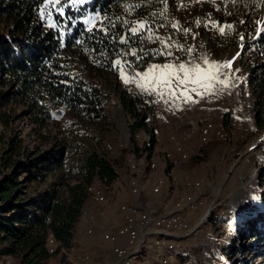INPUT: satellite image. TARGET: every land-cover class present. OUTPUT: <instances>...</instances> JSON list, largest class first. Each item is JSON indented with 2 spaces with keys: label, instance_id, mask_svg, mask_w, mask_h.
<instances>
[{
  "label": "rangeland",
  "instance_id": "1",
  "mask_svg": "<svg viewBox=\"0 0 264 264\" xmlns=\"http://www.w3.org/2000/svg\"><path fill=\"white\" fill-rule=\"evenodd\" d=\"M185 2H188L189 7L199 2H209L215 8H223L226 16L221 24H216L219 32L221 28H227L230 32L234 27L236 15L239 16L238 22L242 23L245 17L242 11L247 12V27L252 29L246 33L248 37L255 36L264 28V9L259 11V8H256L264 0ZM69 8L82 11L83 4L74 3V6ZM173 12L176 17L179 16L178 9ZM209 28L212 29L213 26ZM202 32L195 33L189 29L190 41L183 51L181 61L163 60L148 63L142 69L133 68L128 75L125 74L130 80L129 83H125L121 78L120 71L110 75V80L105 85L98 81L104 91L102 106L105 118L102 121L81 120L72 112L61 108L52 110L44 126L39 127L31 122L25 107L14 103L4 106V110L11 114L12 119L6 125L0 123V155L9 137L19 138L22 147L36 152L47 149L50 141L60 138L66 148V162L78 161L80 156L77 153L90 149L106 159L116 172L112 187L105 192L108 198L106 202L94 204L86 191L89 200L85 197L83 201V213L74 224L71 245L52 257L50 264H109L108 257H105L107 248L102 249L104 255L98 256L97 253L90 252L88 244L97 245V242L93 241L97 233L95 229H101L102 239L106 241V232L113 225L116 231L122 224L118 207L122 203L132 204L133 199L139 200L144 207L149 208L148 212L153 216H161L173 209L176 203L195 198L203 201L202 208L187 214L191 232L172 238L178 248L171 254L175 257L169 264H264V179L260 180V172L264 169V128L257 126L253 118L254 84L264 77V71H255L253 67L264 56L256 55L254 49L241 52L245 38L243 35L238 37V44L225 42L227 46L222 47L216 44L217 39L213 36L215 32ZM229 39L228 36L226 40ZM205 59L208 64H205ZM228 62H231L230 67L213 70L219 80H227L226 87L216 81L203 82L211 83L210 88L191 84L180 86L181 90L185 87H195L200 93L198 95L195 91L188 92L191 97L188 102L191 104L187 106H183L185 97L180 91L172 97L166 89L157 88V91L153 92L151 84L148 85L147 91L137 87V83H146L137 73L143 74L153 65L162 67L172 64L178 67L184 63L189 68L200 65L202 69L208 70L209 64L222 65ZM84 70L79 73L89 78L85 73L87 69ZM178 74L183 78V73ZM176 86L173 81V88ZM161 91L165 93L163 96L158 94ZM120 92L143 95L146 104L142 111L146 115L144 122L148 131L136 130L130 136L128 124L132 119L120 104L116 95ZM199 132H202L201 136ZM150 133L155 139L154 147L150 154L144 155L143 151L135 150V147H143L142 139ZM166 153H169V159L163 158L162 155ZM127 159H135L138 167L131 169ZM164 160L176 162L168 165V170L166 169L171 182L167 181L163 172ZM151 162L155 164L153 169L149 166ZM59 174V170L47 172L44 183L34 187L38 190L44 189L48 183L56 180ZM160 177L162 182L157 187L156 183ZM128 181L136 182L139 197L135 198L129 194L126 185ZM98 183L96 181L93 185L101 188ZM186 183H189V186H186ZM154 185L157 187L156 193ZM107 202L114 203L117 211L113 208L114 211L110 210L113 214H107L105 209L102 212V207ZM89 211L92 213L89 214ZM89 218H92V221ZM82 220L89 222L90 227L87 230L90 229L91 234H87V230L84 232L85 223L83 224ZM96 224L98 228H95ZM250 229H259L262 237L249 240L244 232ZM114 232H108V241L112 245L111 253L115 244L109 238ZM160 237L153 239L152 236H147L141 251L134 255L128 264H160L159 256L163 252V246L160 241H156ZM51 240L52 237L49 236V241ZM116 245L125 250L122 242ZM84 248L87 251H83ZM56 249L57 246L50 243V253ZM239 251H242L241 254ZM59 254H63L61 262ZM83 254H88L90 260L79 261ZM112 257L111 264H117L119 257H115L113 253ZM122 258H126L125 253ZM0 264H16V260L10 256L0 257Z\"/></svg>",
  "mask_w": 264,
  "mask_h": 264
},
{
  "label": "trees",
  "instance_id": "2",
  "mask_svg": "<svg viewBox=\"0 0 264 264\" xmlns=\"http://www.w3.org/2000/svg\"><path fill=\"white\" fill-rule=\"evenodd\" d=\"M45 3L46 0H0L2 125L12 119L4 110L8 103L25 107L31 122L39 127L44 126L52 110L61 108L81 120L102 121L104 91L98 81L105 85L121 67L128 75L133 68L142 69L151 62L181 61L190 41L189 29L195 33L212 30L216 44L222 47L227 46L225 42L238 44V37L243 35L241 52L254 49L256 55L264 56V28L248 37L246 33L252 29L247 27V12L242 11V23L236 15L233 29L219 32L216 24L222 23L225 10L209 2L189 7L185 0H88L82 3V11L69 8L74 6L72 0H61L55 8L50 3L45 7ZM60 7L64 8L63 15L57 11ZM256 8L264 9V2ZM174 9H178L179 16L174 15ZM138 22L144 28L133 35L130 29ZM121 39L125 42L121 43ZM253 68L264 71V58ZM84 69L89 78L80 74ZM254 87L253 118L257 126L264 128V77ZM116 95L132 119L128 124L130 136L136 130L148 131L142 111L146 104L143 95ZM150 139L148 145L142 142L143 147L136 146L135 150L150 154L155 142L153 134ZM65 149L60 138L38 152L22 147L19 138H7L0 155V257L10 256L16 264H50L52 257L71 245L83 201L85 197L89 200L87 187L96 181L106 192L112 187L116 172L106 159L89 149L77 153L78 161L68 163ZM164 162L163 172L171 182L166 171L174 163ZM53 170L60 171L56 180L42 190L34 187L44 183L45 174ZM263 179L264 169L260 172ZM244 234L249 240L262 237L259 229ZM49 236L57 246L53 253L49 251ZM59 255L61 262L63 254Z\"/></svg>",
  "mask_w": 264,
  "mask_h": 264
},
{
  "label": "bare ground",
  "instance_id": "3",
  "mask_svg": "<svg viewBox=\"0 0 264 264\" xmlns=\"http://www.w3.org/2000/svg\"><path fill=\"white\" fill-rule=\"evenodd\" d=\"M135 137H137V135ZM141 138L142 137L139 138L140 141H141ZM150 141L151 139H150L149 134H146L144 138L142 139V142L145 143L146 145H148ZM164 157L165 159H169L170 158L169 153H166ZM127 161H128V164H130L131 169H135L136 166L138 167V164H135L137 162L135 159L134 160L127 159ZM154 163L151 162V164L149 165L152 169L155 166ZM161 182H162L161 177L157 180V183L155 180L157 187L161 185ZM135 183H136L135 181H128L126 182V185L130 192L129 194H131L133 197L136 198L138 196V187L135 185ZM186 186H189V183H186ZM157 187L155 186L156 190H157ZM87 189L86 191L89 192L94 204L98 205V204H101L107 201V197L104 192L106 189L104 187L101 186V188H99V187H96L95 185H91L87 187ZM132 202H133L132 204H130L131 202H129V204L122 203L118 206L119 213H121L122 215V224L117 228V230L112 234L111 237L109 236L110 241L115 244L114 248L112 249L113 255H115L116 257H119L120 255L123 256V254L125 253L126 258L124 259L123 264H128L133 259L134 255H137L141 251L142 246L144 245L145 239L147 236H152L153 239H155V237L161 236L156 241H160V242L168 241L169 243L162 245L163 252L159 256V263L169 264L170 261L174 260V257H175V255L171 256V254L173 252H176L178 248L175 246V243L172 240V238L174 236H180L182 234L187 235V233L191 232L192 227L189 228L187 231H177V223H183V209L187 207L189 204L196 205L202 208L203 201L198 200L196 198L187 199L183 203H176V206L173 207V209H169L164 215L153 216V218L155 219V224L157 225V228L153 227L151 222H142L146 218V210H139V207H144L143 204L139 202V200L136 201L133 199ZM148 211H149V208H148ZM148 215H153V214L148 212ZM89 220L92 221V218H89ZM129 222H139L140 230L126 228L125 226ZM91 233L92 231L90 229L87 230V234H91ZM171 233H174V234H171ZM118 242H122L125 245V248H124L125 250H123L119 245H116V243ZM89 260H90V256L88 254H83L79 257V261H82V262L89 261Z\"/></svg>",
  "mask_w": 264,
  "mask_h": 264
},
{
  "label": "snow or ice",
  "instance_id": "4",
  "mask_svg": "<svg viewBox=\"0 0 264 264\" xmlns=\"http://www.w3.org/2000/svg\"><path fill=\"white\" fill-rule=\"evenodd\" d=\"M73 3H85L86 0H72ZM51 4L53 8H55L58 4L61 3V0H46L45 7H48V4ZM57 11L63 15L64 8L60 7ZM49 19H51V13L48 14ZM88 23V21H85ZM199 23V22H198ZM53 27L54 25H49ZM144 24L138 22L136 25L131 27L130 31L133 35L137 34L138 29H143ZM221 32L224 31L223 28L220 29ZM151 38V37H149ZM125 41L121 39V43ZM163 43V42H162ZM191 52V49H189ZM121 62L119 60L116 61V64L119 65ZM205 64H208L207 59H205ZM231 62L222 65L216 64H209L208 70H204L201 68L200 65H195L191 68L186 67L184 63L178 65V67H174L172 64H165L162 67L153 65L147 72L140 74L137 73V76H141V79L145 80V84L137 83V87L143 88L145 91L148 90V85L151 84V90L153 92L157 91V88L166 89L170 96L175 97L177 91H180V94L185 97V101L190 100L191 97L188 95V92L195 91L199 95L200 93L197 91V88H187L185 87L183 90L180 89V86L183 85H197L200 87L210 88L211 83H203L204 81H216L218 83L224 84L227 86V80H219V77L216 76L213 70H219L220 68H228L230 67ZM178 73H183V78L180 77ZM121 78L124 79L125 83H129L130 80L128 77L125 76V72L123 67H121L120 71ZM194 77V78H193ZM154 81V82H153ZM173 81L176 82V88H173ZM159 95L163 96L165 93L161 91L158 93Z\"/></svg>",
  "mask_w": 264,
  "mask_h": 264
},
{
  "label": "crops",
  "instance_id": "5",
  "mask_svg": "<svg viewBox=\"0 0 264 264\" xmlns=\"http://www.w3.org/2000/svg\"><path fill=\"white\" fill-rule=\"evenodd\" d=\"M154 192L156 193V189L154 188ZM104 192H106V191H104ZM106 194V193H105ZM107 197V196H106ZM108 199V198H107ZM115 206V204L114 203H109V202H107L106 204H104L103 205V207H102V212H103V210L105 209V212L107 213V214H110L111 213V211L110 210H112V211H114L113 210V208L115 209L116 207H114ZM87 209V208H86ZM116 211H117V208L115 209ZM88 211V210H87ZM151 211L152 212H155L154 210H152L151 209ZM90 212V211H89ZM92 212H90L89 214H91ZM111 214H113V213H111ZM93 215V214H92ZM116 215V214H115ZM118 215V214H117ZM119 218V217H118ZM83 221V220H82ZM85 223V230H84V232L86 233V230L90 227V224H89V222H87V220H84L83 221V224ZM97 223V222H96ZM95 226V225H94ZM98 226V224H96V226H95V228ZM110 227H112V226H110ZM98 228V227H97ZM101 228V227H100ZM115 227H114V225H113V227L110 229V230H108L107 232H106V241H103V239H102V236H101V234H100V230L99 231H97V229H95V231L97 232V233H95V235L94 236H96L95 237V239L93 240L94 242H97V245L96 246H94V244L93 243H91L92 245H89L88 244V248L89 249H91L90 250V252H94V253H97L98 254V256H101V255H104L103 253H104V251L103 250H106V248H107V250H108V252H107V254H106V258L108 257V261H110L109 262V264H111V262H112V260H113V257H112V253H111V244L109 243V241H108V232L109 233H112V232H114L115 231ZM99 232V233H98ZM100 240V242L98 243V241ZM74 242H75V240H74ZM55 244L52 240L51 241H49V244ZM56 245V244H55ZM103 245V246H102ZM105 245V246H104ZM103 249V250H102ZM83 251H87L85 248L83 249ZM115 256V255H114ZM116 257V256H115Z\"/></svg>",
  "mask_w": 264,
  "mask_h": 264
},
{
  "label": "built area",
  "instance_id": "6",
  "mask_svg": "<svg viewBox=\"0 0 264 264\" xmlns=\"http://www.w3.org/2000/svg\"><path fill=\"white\" fill-rule=\"evenodd\" d=\"M188 101L189 100H187V102L184 101L183 102V106H187V105L191 104ZM237 115H238V113H237ZM201 133L202 132H199V135H201ZM170 149H171V152H172V147H170ZM200 209H201L200 207H198L196 205H191V204H189L187 207H185L183 209V223H177V231H187L189 228H191L189 226V221L187 219V214L188 213L197 212ZM139 210H146V218L142 222H151L153 227L157 228V225L155 224V219L153 218V215H148V208L147 207H139ZM125 227L126 228H130V229L140 230L139 229V222H129ZM171 234H174V233H171ZM167 243H169V242L168 241H161V246L164 245V244H167ZM123 262H124V259H122V255H120L119 258H118V264H123Z\"/></svg>",
  "mask_w": 264,
  "mask_h": 264
}]
</instances>
